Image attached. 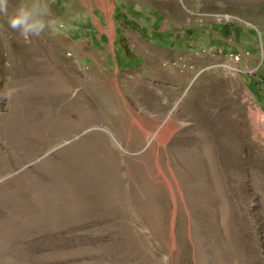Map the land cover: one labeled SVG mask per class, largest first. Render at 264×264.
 I'll return each instance as SVG.
<instances>
[{"label": "rangeland", "instance_id": "rangeland-1", "mask_svg": "<svg viewBox=\"0 0 264 264\" xmlns=\"http://www.w3.org/2000/svg\"><path fill=\"white\" fill-rule=\"evenodd\" d=\"M103 1L0 13V264H264V0Z\"/></svg>", "mask_w": 264, "mask_h": 264}, {"label": "clouds", "instance_id": "clouds-1", "mask_svg": "<svg viewBox=\"0 0 264 264\" xmlns=\"http://www.w3.org/2000/svg\"><path fill=\"white\" fill-rule=\"evenodd\" d=\"M47 5L42 0H34L31 5H18L9 16V0H0V13L8 17V25L28 40L32 36H40L46 28L45 15Z\"/></svg>", "mask_w": 264, "mask_h": 264}, {"label": "bare ground", "instance_id": "bare-ground-1", "mask_svg": "<svg viewBox=\"0 0 264 264\" xmlns=\"http://www.w3.org/2000/svg\"><path fill=\"white\" fill-rule=\"evenodd\" d=\"M98 1V0H97ZM9 2H13V0H9ZM100 2V1H99ZM101 2H102V5L103 6H105V4H104V1L103 0H101ZM19 4V3H18ZM12 5V4H11ZM11 11V10H10ZM9 11V12H10ZM11 13V12H10ZM12 14V13H11ZM4 15H2V17H3ZM4 18V17H3ZM7 18V17H6ZM2 25H4V24H2ZM5 32V31H4ZM44 35V34H43ZM46 35V34H45ZM21 38V37H20ZM2 39V38H1ZM47 40V39H46ZM44 42V41H43ZM12 44V43H11ZM18 44V43H17ZM16 44V45H17ZM29 44V43H28ZM48 44V43H47ZM13 45V44H12ZM15 45V46H16ZM36 45V44H35ZM12 47V46H11ZM9 48V47H8ZM24 48V47H23ZM10 49V48H9ZM39 49V48H38ZM25 50V49H24ZM9 51H11V49L9 50ZM19 51H20V49H19ZM15 52V51H14ZM28 52V51H27ZM30 53V52H29ZM21 54H24L23 52L21 53ZM27 54V53H26ZM38 54V53H37ZM48 54V53H47ZM26 56V55H25ZM27 56H28V54H27ZM40 56V55H39ZM46 56V55H45ZM41 57V56H40ZM11 58V57H10ZM9 58V59H10ZM48 61V60H47ZM44 62V61H43ZM12 63V62H11ZM29 63V62H28ZM13 64H11V66H12ZM56 69V68H55ZM60 69V68H59ZM64 73V72H63ZM45 74V73H44ZM58 74V73H57ZM24 77V76H23ZM42 77H46L45 75L44 76H41V78ZM50 77V76H49ZM46 79V78H45ZM61 79V78H60ZM63 79V78H62ZM17 80H18V78H17ZM21 80V79H20ZM39 80H41V79H39ZM43 80V79H42ZM55 80V79H54ZM57 80V79H56ZM14 83V82H13ZM40 83V82H39ZM31 84V83H30ZM61 85V84H60ZM49 86V85H48ZM62 86V85H61ZM45 89H46V87H45ZM39 90V89H38ZM42 91V90H41ZM42 93V92H41ZM9 122H10V120H9ZM262 122L264 123V120H262ZM6 124V123H5ZM22 124V123H21ZM26 125V124H25ZM4 127V126H3ZM17 127V126H16ZM26 127V126H25ZM12 128H14V126H12V125H9V127H7V129H3V134H0V143H3V144H5L6 143V145L8 146V148L9 149H14V151L12 152V155H13V158L15 159V160H19V161H21V163H22V165H25L26 166V160L24 159V157H22V154H19V152L21 151V150H23L24 149V147L26 146V141H28L27 140V138L29 137V134L28 133H30L29 132V127H26V128H19L18 129V131L16 132V133H14V135H11V134H13L12 132H11V129ZM13 131V130H12ZM31 134V133H30ZM31 176V175H30ZM45 177H43V175L42 174H38V173H34V175L32 176V179L33 180H35L36 182H39V183H42V181H43V183H45V179H44ZM41 181V182H40ZM17 191V190H16ZM15 191V192H16ZM22 192V191H21ZM22 194V193H21ZM20 194V195H21ZM17 196V195H16ZM22 203V200L18 197V199H17V201H16V203ZM30 203V202H29ZM32 203V202H31ZM35 205V204H34ZM34 205H33V207H34ZM43 207V206H42ZM41 213H43V212H41ZM33 216H35L34 214H33ZM61 217V216H60ZM59 217V218H60ZM63 217H64V215H63ZM21 227V226H20ZM25 227V226H24ZM38 228V227H37ZM28 229V228H27ZM30 234H27V233H25V230L23 229V231H22V229L21 230H19V236H20V239H21V241L23 240V242H27V239L29 238V237H33V235H30ZM34 236H36V235H34ZM30 240H31V238H29ZM28 239V240H29ZM33 239V238H32ZM25 256H26V253H25Z\"/></svg>", "mask_w": 264, "mask_h": 264}, {"label": "built area", "instance_id": "built-area-1", "mask_svg": "<svg viewBox=\"0 0 264 264\" xmlns=\"http://www.w3.org/2000/svg\"><path fill=\"white\" fill-rule=\"evenodd\" d=\"M215 18L219 19V21L223 24H231L234 23L240 27L244 26V25H248L246 22H244L242 19L240 18H236V17H232L230 15H224V16H215ZM253 29V28H252ZM255 31H258L257 29H254ZM263 47V46H261ZM263 50V49H262ZM244 57L243 54L239 53L237 55H230V60L234 63L237 64L240 62V60H242ZM263 62H264V56H263Z\"/></svg>", "mask_w": 264, "mask_h": 264}, {"label": "crops", "instance_id": "crops-1", "mask_svg": "<svg viewBox=\"0 0 264 264\" xmlns=\"http://www.w3.org/2000/svg\"><path fill=\"white\" fill-rule=\"evenodd\" d=\"M116 31V30H115ZM116 37V36H115ZM100 39V38H99ZM92 40H95V38H92ZM97 40H98V37H97ZM115 39H114V43H115ZM97 43H99L100 41L98 40V41H96ZM122 56H124L123 54H122Z\"/></svg>", "mask_w": 264, "mask_h": 264}, {"label": "trees", "instance_id": "trees-1", "mask_svg": "<svg viewBox=\"0 0 264 264\" xmlns=\"http://www.w3.org/2000/svg\"><path fill=\"white\" fill-rule=\"evenodd\" d=\"M251 90V89H250Z\"/></svg>", "mask_w": 264, "mask_h": 264}]
</instances>
